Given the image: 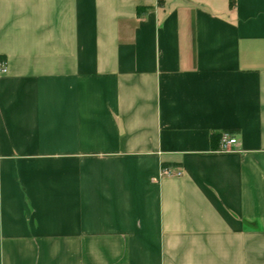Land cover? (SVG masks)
Wrapping results in <instances>:
<instances>
[{
  "label": "crops",
  "instance_id": "0c3cea01",
  "mask_svg": "<svg viewBox=\"0 0 264 264\" xmlns=\"http://www.w3.org/2000/svg\"><path fill=\"white\" fill-rule=\"evenodd\" d=\"M160 1L0 0V264H264V0Z\"/></svg>",
  "mask_w": 264,
  "mask_h": 264
},
{
  "label": "built area",
  "instance_id": "2783aa9c",
  "mask_svg": "<svg viewBox=\"0 0 264 264\" xmlns=\"http://www.w3.org/2000/svg\"><path fill=\"white\" fill-rule=\"evenodd\" d=\"M3 68V66H1ZM236 144V140L228 134H223L221 137V152H228L232 146ZM166 175H170L169 172H165ZM176 175H180L177 173Z\"/></svg>",
  "mask_w": 264,
  "mask_h": 264
},
{
  "label": "trees",
  "instance_id": "16d2710c",
  "mask_svg": "<svg viewBox=\"0 0 264 264\" xmlns=\"http://www.w3.org/2000/svg\"><path fill=\"white\" fill-rule=\"evenodd\" d=\"M159 5H161V1L159 0V3H158Z\"/></svg>",
  "mask_w": 264,
  "mask_h": 264
}]
</instances>
